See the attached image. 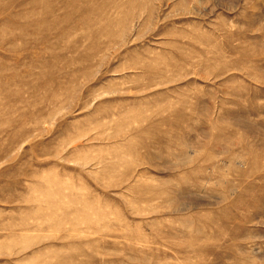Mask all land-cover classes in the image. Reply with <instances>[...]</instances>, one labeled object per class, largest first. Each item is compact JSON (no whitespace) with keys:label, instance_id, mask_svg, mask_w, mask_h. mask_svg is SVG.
Instances as JSON below:
<instances>
[{"label":"rangeland","instance_id":"1","mask_svg":"<svg viewBox=\"0 0 264 264\" xmlns=\"http://www.w3.org/2000/svg\"><path fill=\"white\" fill-rule=\"evenodd\" d=\"M0 264H264V0H0Z\"/></svg>","mask_w":264,"mask_h":264}]
</instances>
